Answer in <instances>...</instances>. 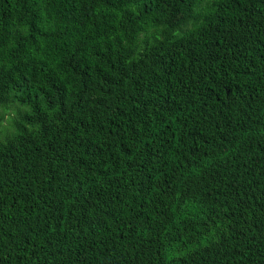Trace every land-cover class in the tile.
I'll list each match as a JSON object with an SVG mask.
<instances>
[{"label":"trees","instance_id":"1","mask_svg":"<svg viewBox=\"0 0 264 264\" xmlns=\"http://www.w3.org/2000/svg\"><path fill=\"white\" fill-rule=\"evenodd\" d=\"M0 264H264V0H0Z\"/></svg>","mask_w":264,"mask_h":264}]
</instances>
